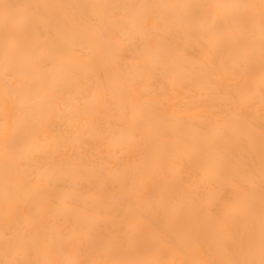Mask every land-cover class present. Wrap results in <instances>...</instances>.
<instances>
[{
  "label": "bare ground",
  "instance_id": "obj_1",
  "mask_svg": "<svg viewBox=\"0 0 264 264\" xmlns=\"http://www.w3.org/2000/svg\"><path fill=\"white\" fill-rule=\"evenodd\" d=\"M0 264H264V0H0Z\"/></svg>",
  "mask_w": 264,
  "mask_h": 264
}]
</instances>
